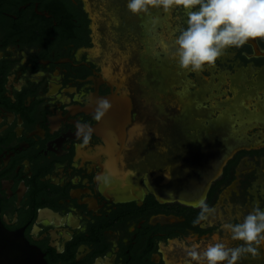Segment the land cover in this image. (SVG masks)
Here are the masks:
<instances>
[{
	"label": "flooded vegetation",
	"instance_id": "obj_1",
	"mask_svg": "<svg viewBox=\"0 0 264 264\" xmlns=\"http://www.w3.org/2000/svg\"><path fill=\"white\" fill-rule=\"evenodd\" d=\"M168 15L153 8L135 16L126 0H0V220L47 264H186L193 244L200 251L215 242L235 247L222 224L242 221L256 206L264 140L234 142L224 163L213 158L189 178L184 163L175 173L165 157L178 148L185 160L189 139L181 134L178 146L163 150L142 123L139 92L154 106L161 99L164 110L186 114L195 107L184 105L189 95L208 96L210 78L202 76L182 94L186 72L178 74L159 46L168 35L155 33ZM153 17H159L155 26ZM255 39L264 49V39ZM234 49L243 61H264L248 42ZM245 80L234 76V105L264 90V76L248 81L253 88L246 91ZM174 93L183 97H166ZM100 99L111 107L96 120ZM259 111H234V124L260 125ZM78 122L91 130L86 145L76 135ZM227 132L233 134L220 140L233 138ZM240 132L234 129V139ZM201 198L217 211L194 225L193 204ZM236 212L241 216L233 218ZM238 264H264V244L257 257Z\"/></svg>",
	"mask_w": 264,
	"mask_h": 264
},
{
	"label": "clouds",
	"instance_id": "obj_2",
	"mask_svg": "<svg viewBox=\"0 0 264 264\" xmlns=\"http://www.w3.org/2000/svg\"><path fill=\"white\" fill-rule=\"evenodd\" d=\"M182 8L185 14L183 27L177 30L171 45L161 40L160 48L171 53L176 66L182 71L200 72L212 66L229 48H239L250 38L264 39V0H126L127 10L135 15H148L153 8L168 13ZM155 26L159 17H153ZM111 107L105 99L97 101L96 120H100ZM78 137L86 145L91 139L87 125L77 123ZM199 209L193 224L207 221L217 209L201 198L193 204ZM222 229L234 241H241L235 247L223 242L208 244L203 251L198 244L186 248V264H238L244 256L255 258L259 247L264 244V208L254 206L242 221L225 222Z\"/></svg>",
	"mask_w": 264,
	"mask_h": 264
},
{
	"label": "rangeland",
	"instance_id": "obj_3",
	"mask_svg": "<svg viewBox=\"0 0 264 264\" xmlns=\"http://www.w3.org/2000/svg\"><path fill=\"white\" fill-rule=\"evenodd\" d=\"M168 13L169 15L167 18H163V20L161 18V21H162L161 23L163 24L164 27L160 26L159 28H157L155 33L159 35L166 33L168 35L167 38L169 39L168 43L169 45H171V42L175 34H177V30L185 26L184 21L186 17L184 14V10L182 8L174 7ZM164 38L167 39L166 36H164ZM156 48L158 52L161 51L158 46H156ZM234 50H235L234 48L227 49L223 53V55L220 56L212 66L206 65L204 69L200 72H191V71H182L176 66L175 60L172 58V55H171V53L174 50L171 47L169 48L168 58L172 62L171 66L174 68V70L178 74H183L184 72H186V75H187V79L184 77L185 78L184 80V78L182 77V80H181L182 83H180V86L182 84V87H183L182 88L184 91V93H182L183 95H186L187 89L193 90V87L194 88L196 87V84L193 82L196 81V77L200 79V76L210 78L209 80L210 84L215 83L213 84V87H217L215 89H212V87H210V84H208L207 86L208 96L203 97V95L201 96V93H198V96H197V93H196L194 97V101H193V96L189 95L190 97L184 104L186 107L191 108V104L192 102H194L193 106H195L190 109V112L188 114L189 118H192V120L183 126L182 131L180 133V135L182 134L183 137H185V141H186V138L189 139L191 143L190 145L191 149H189V151L186 152L185 160L182 162L180 159H178V156H179L178 148L171 150L170 152H168V154L165 155V157L169 161L170 168L173 169L175 173L177 172V166L180 163H184L186 174L188 175L189 178L193 177L194 173H192V171L195 170V168H197L199 165H205L207 162L211 161L213 158L217 159V158H220V156H225L226 158L227 150L230 149V147L231 148L234 147V142L239 141L235 143L239 145L242 142L244 143L246 139H249V140L254 139L256 141L258 140L257 143H259L260 140H262V142L264 140V124L261 121V119H259V121H261L260 125L259 123L254 122V121H249V123L247 124L246 122H240V120L237 122L238 125H235L236 123L234 124V116H235L234 111H240L239 113H242V112L243 113H246V112L256 113L259 111V105L257 102L264 101V90L255 91L253 95L247 96V101H244L241 104L235 103L234 105V103H232L233 101H231L235 98L234 96V76L238 73L240 76H242L244 79L247 80V81L245 80V83H244L245 87L242 88L245 91L248 88H253L251 87L252 85H250L248 81L250 82L257 81V78L261 77V75L264 76V61L262 63L253 62L251 60H246V59L245 61H243L238 56L239 54L237 55L234 52ZM159 53L161 54V52ZM246 82H248L250 86ZM257 88H260V87H257ZM263 89H264V86H263ZM195 91L197 92V90L194 89V91L190 93L193 94ZM239 92L240 91L236 93H239ZM139 94L140 96H142L140 97V99H141L143 107L146 108L145 112L147 115V113H149L147 109L148 110L152 109V106L150 105L151 103L146 100L145 93L143 91L139 92ZM183 95H181L177 99H176L177 97L176 93H174L173 96L166 94V97H168L171 100L172 98L175 97L174 98L175 102H177L183 97ZM259 112L263 113L264 111H259ZM216 125L217 127H214ZM150 127L154 128L155 125L154 127L153 125H150L149 128ZM216 128L218 130L224 129V132L219 135L220 138L223 135L226 136V131L233 130V134L230 132H227L228 135L233 136V138L228 139L227 137L225 138L223 137L224 139L220 140V138L218 137L219 139H215L214 136L212 135H214V132H216L217 130ZM237 128L238 130H241L242 133L240 134H243V135L241 138L237 137L234 139V129H237ZM167 135L166 136L160 135L159 138L157 139L160 140V142L162 143H167L169 146H171V148L174 146H178L177 137H174L173 139L169 138L167 142ZM199 139H201L202 141L198 142ZM183 142H184V139L182 140V143ZM198 160L201 163H199ZM260 182L261 183H258V184L256 183L255 187L253 188L254 197L252 201L254 205H258L259 207L264 208V178ZM235 215L241 216L238 212H236V214L232 215L233 218ZM225 236H228V234ZM236 242H235L236 246L242 243L241 241H236Z\"/></svg>",
	"mask_w": 264,
	"mask_h": 264
},
{
	"label": "bare ground",
	"instance_id": "obj_4",
	"mask_svg": "<svg viewBox=\"0 0 264 264\" xmlns=\"http://www.w3.org/2000/svg\"><path fill=\"white\" fill-rule=\"evenodd\" d=\"M147 36V35H146ZM151 37H153V36H151ZM154 39V38H153ZM247 42H249L250 44H252V46H254V50H255V52L254 53H256V54H259V53H261L262 52V50H260L259 48H258V45H257V42H256V39L255 38H250ZM152 49V48H151ZM146 50V49H145ZM148 50V49H147ZM150 51V50H149ZM172 51V50H171ZM151 52V51H150ZM169 56V55H168ZM166 59H167V57H165ZM173 60V59H172ZM165 61V60H164ZM144 62V61H143ZM164 63H166V62H164ZM163 63V64H164ZM170 63H171V61H170ZM162 64V65H163ZM168 64V63H167ZM174 64V63H173ZM167 67H168V69L170 68L169 67V65H166V67H165V69H167ZM158 71V70H157ZM240 72V71H239ZM153 74V73H152ZM151 74V75H152ZM154 75V74H153ZM177 78H179L178 76H176L175 75V79H177ZM180 79V78H179ZM152 83V82H151ZM198 93H201V91H199ZM246 96V95H245ZM159 100V102H158V104H156V106H154V100H150L149 102L151 103L150 105L152 106V109L151 110H148L147 109V111L149 112V113H147V115H146V108H144L143 107V109H144V111H143V114H144V119H143V124L145 123V122H148L149 124V126L150 125H153V127H154V125H155V127L153 128L154 129V131H155V134H156V136H158V137H156V138H159V136L160 135H164V136H166L167 134V142H168V140H169V138L170 139H173L174 137H180L181 135H180V133H181V131H182V128H183V126L186 124V123H189L191 120H192V118H189V116H188V114H186L185 112H183L182 110H177V109H175V108H172V109H166V110H164V108H163V104H162V100L161 99H158ZM237 102V101H236ZM244 109V108H243ZM245 111V110H244ZM264 117H259V119H261V121L263 122V124H264V119H263ZM182 119V120H181ZM158 121V122H157ZM188 125V124H187ZM141 127H142V125H141ZM148 127V126H147ZM201 127V126H200ZM189 128V127H188ZM208 129V128H207ZM214 130V129H213ZM174 134H173V133ZM240 133H242V132H240ZM157 143H158V145L160 146V147H162L163 146V150L167 147V143H162V142H160V140H158L157 139ZM202 143V142H201ZM192 146H194V145H192ZM228 147V146H227ZM195 148V147H194ZM158 149V148H157ZM161 149V150H162ZM197 150V149H196ZM158 151V150H157ZM193 151V150H192ZM234 152V151H233ZM202 156V155H201ZM228 157H230V156H228ZM228 157H226V159L228 158ZM161 158V157H160ZM204 158V157H203ZM225 159V156H220V161H219V163L220 162H223V160ZM225 159V160H226ZM182 161H184V160H181V162ZM207 161V160H206ZM198 162H199V160H198ZM225 162V161H224ZM223 162V163H224ZM203 163V162H202ZM207 164V163H206ZM170 168V167H169ZM201 169H202V167H200ZM217 168H219V165L217 166ZM216 168V169H217ZM200 170V169H199ZM166 171V170H165ZM199 172V171H198ZM213 172V171H212ZM201 173V172H200ZM163 174V173H162ZM211 174L209 173V174H207V179H209L208 177L210 176ZM211 177V176H210ZM206 179V180H207ZM160 188H162V187H160ZM204 188V187H203ZM165 197H166V195H165ZM179 197H181V196H179ZM182 198V197H181Z\"/></svg>",
	"mask_w": 264,
	"mask_h": 264
},
{
	"label": "water",
	"instance_id": "obj_5",
	"mask_svg": "<svg viewBox=\"0 0 264 264\" xmlns=\"http://www.w3.org/2000/svg\"><path fill=\"white\" fill-rule=\"evenodd\" d=\"M252 48L254 50V46ZM258 48L262 52L255 55L264 56V49L259 45ZM0 264L47 263L37 248L31 246L20 233L9 231L0 220Z\"/></svg>",
	"mask_w": 264,
	"mask_h": 264
},
{
	"label": "trees",
	"instance_id": "obj_6",
	"mask_svg": "<svg viewBox=\"0 0 264 264\" xmlns=\"http://www.w3.org/2000/svg\"><path fill=\"white\" fill-rule=\"evenodd\" d=\"M261 44H263V45H264V42H262V41H261Z\"/></svg>",
	"mask_w": 264,
	"mask_h": 264
}]
</instances>
